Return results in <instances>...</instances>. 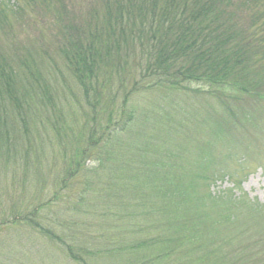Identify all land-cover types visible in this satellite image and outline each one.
Wrapping results in <instances>:
<instances>
[{
    "label": "rangeland",
    "instance_id": "rangeland-1",
    "mask_svg": "<svg viewBox=\"0 0 264 264\" xmlns=\"http://www.w3.org/2000/svg\"><path fill=\"white\" fill-rule=\"evenodd\" d=\"M71 3L82 17L95 4ZM23 9L30 22L16 41L51 52L37 64L54 100L33 108L25 132L9 108L8 118L0 112V126L14 118L16 129L0 145V264H264V103L195 85L136 93L126 106L137 119L125 141L131 156L126 144L104 146L65 186L92 112L52 50L51 18ZM112 95L118 107L124 92ZM215 115L227 120L221 128ZM167 172L193 185L183 200H170Z\"/></svg>",
    "mask_w": 264,
    "mask_h": 264
},
{
    "label": "trees",
    "instance_id": "trees-1",
    "mask_svg": "<svg viewBox=\"0 0 264 264\" xmlns=\"http://www.w3.org/2000/svg\"><path fill=\"white\" fill-rule=\"evenodd\" d=\"M71 1L26 0L21 7L16 0H0V112L8 118L9 108L25 132L33 108L44 110L49 102L52 107L54 100L37 64L42 66L43 58L51 60V52L34 44L22 49L14 35L17 27L30 22L26 6L32 15L41 12L51 18L56 32L52 50L92 112L86 141L74 142L78 149L63 185L73 180L93 152L113 148V143L119 151L136 135L132 129L137 119L126 107L136 93L188 90L195 85L194 92L203 88L232 101L248 96L256 104L264 103V0H91L95 4L83 17L73 11ZM115 89L124 96L113 108ZM232 107L223 103V115L234 123ZM99 118L101 125L96 123ZM224 119L215 115L211 123L220 127ZM8 122L9 127L0 126V145L16 133L15 119ZM122 154L131 156L127 144ZM166 178L170 200H183L193 191L180 176L171 178L167 172Z\"/></svg>",
    "mask_w": 264,
    "mask_h": 264
}]
</instances>
